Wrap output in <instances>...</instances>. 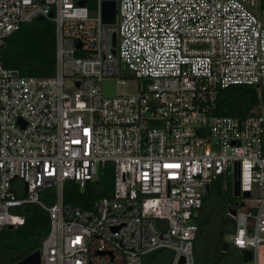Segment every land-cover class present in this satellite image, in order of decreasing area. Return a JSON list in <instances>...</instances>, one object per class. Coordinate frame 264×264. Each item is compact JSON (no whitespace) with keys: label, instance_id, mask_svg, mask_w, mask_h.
I'll return each mask as SVG.
<instances>
[{"label":"built area","instance_id":"2783aa9c","mask_svg":"<svg viewBox=\"0 0 264 264\" xmlns=\"http://www.w3.org/2000/svg\"><path fill=\"white\" fill-rule=\"evenodd\" d=\"M262 1L0 0V47L39 17L55 25L52 76L0 63V232L35 204L49 216L39 264H143L161 250L194 264L193 217L213 180L237 174L228 246L264 264V103L241 119L212 113L220 90L264 87ZM129 78L139 92L116 94ZM109 164V197L88 209L64 201L66 183L83 190Z\"/></svg>","mask_w":264,"mask_h":264},{"label":"trees","instance_id":"16d2710c","mask_svg":"<svg viewBox=\"0 0 264 264\" xmlns=\"http://www.w3.org/2000/svg\"><path fill=\"white\" fill-rule=\"evenodd\" d=\"M264 12V0L261 3ZM0 63L6 69L23 77H49L55 69V25L51 20H34L24 24L7 37L0 48ZM264 103V87L238 85L220 90L214 100L212 113L217 116L245 118L256 114ZM113 189V166L109 164L94 182L81 190L74 182L64 187V201L88 209L94 199L109 197ZM46 205L55 201L53 189L41 196ZM237 198L232 193V178L218 176L209 185L203 197L202 207L193 217L198 231L193 242L194 264H241L234 256L236 250L222 252L226 238L236 229L235 221L228 216L235 208ZM25 216V223L17 229L5 228L0 232V264H18L39 251L49 230L48 213L35 204L15 209ZM172 253L157 251L152 264H170ZM239 260V261H238Z\"/></svg>","mask_w":264,"mask_h":264},{"label":"water","instance_id":"95a60500","mask_svg":"<svg viewBox=\"0 0 264 264\" xmlns=\"http://www.w3.org/2000/svg\"><path fill=\"white\" fill-rule=\"evenodd\" d=\"M84 4V2L82 3ZM115 2L114 1H106L104 2L103 5V10H102V16H103V21L104 23L107 24H113L115 23ZM51 17V15H50ZM42 17L37 18L36 20H42ZM112 42H113V46H115V42H116V35L115 33H113L112 35ZM2 48V46L0 47ZM149 80H145L143 83V87H145V85L147 83H149ZM114 82H105L104 84V94L107 97H112L114 95ZM238 175L235 174L234 175V181H233V186H232V193L233 196L235 198L240 196V188H239V181L237 179ZM208 189V188H207ZM249 193H243V197H248ZM235 206H237V203L235 204ZM229 213L231 215H235V209H230ZM8 229H12V227H8ZM229 249L228 243H224L223 247H222V251H227ZM242 259L243 262H248L251 260V253L248 251H242ZM154 258V253H150L148 254L145 258H144V263L143 264H151L152 260ZM18 264H39V251H36L35 253L31 254L29 257L25 258L24 260L20 261Z\"/></svg>","mask_w":264,"mask_h":264},{"label":"rangeland","instance_id":"374dc122","mask_svg":"<svg viewBox=\"0 0 264 264\" xmlns=\"http://www.w3.org/2000/svg\"><path fill=\"white\" fill-rule=\"evenodd\" d=\"M116 94H136L139 92L138 81L132 78L124 79L116 85ZM227 243L230 242V237L226 238Z\"/></svg>","mask_w":264,"mask_h":264},{"label":"crops","instance_id":"0c3cea01","mask_svg":"<svg viewBox=\"0 0 264 264\" xmlns=\"http://www.w3.org/2000/svg\"><path fill=\"white\" fill-rule=\"evenodd\" d=\"M232 186H233V184H232ZM230 237V236H229ZM228 250H231V249H228ZM227 250V251H228ZM227 251H225V252H227ZM223 253H224V251H222ZM233 254H234V256L237 258V256H238V259H240V262H241V264L243 263V259H242V254L240 253V252H233ZM239 261V260H238Z\"/></svg>","mask_w":264,"mask_h":264}]
</instances>
